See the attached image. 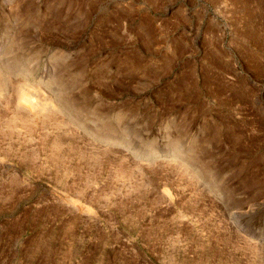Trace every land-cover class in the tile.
I'll use <instances>...</instances> for the list:
<instances>
[{"label": "rangeland", "instance_id": "1", "mask_svg": "<svg viewBox=\"0 0 264 264\" xmlns=\"http://www.w3.org/2000/svg\"><path fill=\"white\" fill-rule=\"evenodd\" d=\"M0 264H264V0H0Z\"/></svg>", "mask_w": 264, "mask_h": 264}, {"label": "bare ground", "instance_id": "2", "mask_svg": "<svg viewBox=\"0 0 264 264\" xmlns=\"http://www.w3.org/2000/svg\"><path fill=\"white\" fill-rule=\"evenodd\" d=\"M28 97V96H27ZM45 99V98H44ZM23 100V101H22ZM22 102L23 103H25L24 105H25V107H28V108H31V107H33L34 105H33V102H31L29 99H27L26 97H23L22 98ZM44 102V101H43ZM20 103V102H19ZM45 103V102H44ZM50 103V102H49ZM51 104V103H50ZM21 105H23L22 103H21ZM19 106H20V104H19ZM36 106V105H35ZM34 106V107H35ZM38 106L41 108V106H40V104H39V102H38ZM37 107V106H36ZM48 107V106H47ZM51 107H53V106H51ZM54 107H55V105H54ZM38 108V107H37ZM34 109V108H33ZM42 110H43V108H41ZM35 110V109H34ZM45 110V109H44ZM37 111V110H36ZM43 112V111H42ZM121 177V176H120ZM73 206V205H72ZM83 206V205H82Z\"/></svg>", "mask_w": 264, "mask_h": 264}]
</instances>
